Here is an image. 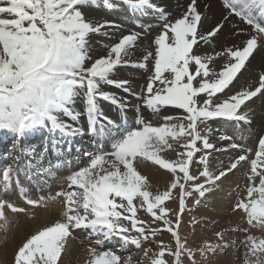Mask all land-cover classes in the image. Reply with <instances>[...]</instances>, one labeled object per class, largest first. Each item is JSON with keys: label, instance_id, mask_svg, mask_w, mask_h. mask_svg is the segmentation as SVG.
<instances>
[{"label": "snow or ice", "instance_id": "snow-or-ice-1", "mask_svg": "<svg viewBox=\"0 0 264 264\" xmlns=\"http://www.w3.org/2000/svg\"><path fill=\"white\" fill-rule=\"evenodd\" d=\"M120 3L134 15L143 16L150 10L160 14L162 31L153 41L154 51L143 56V64L133 65L131 57L150 24L121 35L107 46L106 55H92L93 35L109 36L108 30L121 27L91 15L98 7L115 9L112 0H0V134L11 136L14 147L19 148V154L0 169V232L10 230L9 211H26L4 198L14 185L34 207H47L49 201L63 198L60 219L23 242L12 264H63L62 254L70 238H76V230L85 233L90 245L86 264H185V258L189 264H200L197 255L204 264H214L229 250L240 259L241 249L242 264H264V236L252 234V230L264 232V137L258 141L254 158L249 160L251 150H247L227 168L213 172L209 163L212 151L227 149L210 142L207 127L208 121L218 119L251 123V108L241 111L242 106L258 96L264 99V73L254 89L242 87L226 98L224 95L241 82V73L247 71L257 49L264 50V0H222L227 10L224 20L235 16L251 31L234 33L248 37L243 47L234 45L213 54H201L197 46L211 43L224 25L217 24L205 33L197 0H190L174 20L154 0ZM219 57L225 62L217 70L214 61ZM149 59L154 60L152 75L137 98L161 123L154 125L139 115V127L121 131L110 151L84 153L91 157L90 162L67 177L70 190L38 199L28 197L20 185L18 165L27 160L29 169L48 171L43 168L47 149L38 153L25 142L46 132L53 147L67 145L71 151L77 137L110 134L116 125L105 115L100 101L122 111L130 105L105 86L133 94L129 80L116 78L118 69L146 68ZM78 99L83 102L82 110H77ZM169 109H178L180 114H168ZM219 139L232 138L222 135ZM230 147L241 146L232 143ZM169 151L175 152V158L164 155ZM244 161L250 165L246 197L233 210L244 214L247 227L237 224L217 231L216 242L189 246L187 236H181L183 217L191 211L189 202L199 206L217 182ZM146 162L171 174L165 190L153 191L149 177L140 171ZM170 201H178V208L169 206ZM141 211L151 219H142ZM190 223L194 231L202 222L193 217ZM229 231L244 237L239 242L228 240L225 233ZM164 233L171 234L174 243L157 239ZM106 242L116 250H104Z\"/></svg>", "mask_w": 264, "mask_h": 264}, {"label": "bare ground", "instance_id": "bare-ground-1", "mask_svg": "<svg viewBox=\"0 0 264 264\" xmlns=\"http://www.w3.org/2000/svg\"><path fill=\"white\" fill-rule=\"evenodd\" d=\"M112 2L116 5L115 9L109 11L103 7H98L92 10L91 15L100 20L114 22L118 25H121V27L119 30H108L109 36L93 35L91 37V44L93 48L92 55L94 58H99L100 56L106 55L107 53H104V51L108 50L107 46L117 42L121 35H126L130 31H141L140 25L147 26L150 24L152 27L149 29L147 35L142 37L139 43V48L137 49L135 55L131 57L133 65L143 64V56L148 51H154L155 45L153 41L155 37L162 31L161 25L163 22L159 18L160 14L150 10L143 16H141L139 13L134 15L126 5L120 3V0H112ZM154 3L160 7H163L165 11L170 14L169 19L174 20L183 14V12L187 9L190 0H154ZM197 6L204 15V19L202 20V30L205 33L212 30L217 24L223 23L224 25V27L221 29V32L218 33L216 37L212 38L211 43L197 46L201 54H213L214 52L222 51L224 48L232 47L234 45L243 47V42L248 37L243 34L234 35V33L239 32L241 29L250 32L251 29L235 16H230L228 20L225 21L224 16L227 14V10L223 7L222 0H197ZM224 62V57H219L214 61L217 70L222 67ZM153 64L154 60L149 59L147 61L146 68L140 66H125L118 69L116 78L129 80V87L131 89V93L133 94L125 92L122 89L105 86V90L111 91L118 96L123 97L129 102L130 105L127 109L122 111L115 105L100 101V105L104 110L105 115L115 122L116 129L120 128L123 130L127 127H129L128 130L132 129V122H135L137 127H139L137 120L139 115H142L146 120H151L154 125L161 123V121L152 118L150 112L142 107V100L137 98V96L143 95L142 89L146 86L148 83V78L152 75V71L150 70L153 67ZM246 68L247 71H243L241 73V82L236 84L235 88H233L231 92H226L224 94L225 98L227 95H231L239 91L242 87H251L254 89L258 86L259 76L264 73V50L258 48L253 54V57L250 58L249 65H246ZM238 79L240 78L238 77ZM260 99L261 98L259 96L255 97L253 100L248 101L245 106H242L241 111H244L246 108H251V123H245L243 121H227L229 127L226 128V130H229L235 135V139L233 141L230 142L229 140H220L219 137H216L211 141L214 144L217 143L218 146L220 145L219 148L227 149V151H212L209 159L211 171L217 172L220 169L227 168L230 164L225 165V160L232 161V158L234 159L241 154H245L247 150H251V152L253 151L254 153L255 150H252V146L249 147L243 144L241 138L249 136L251 141L254 143L253 146L256 147L257 141L260 135L263 133L264 99H261V102L259 103ZM76 107L77 110L83 109L82 100H77ZM138 108L139 111L137 110ZM167 112L168 114L175 115L180 113V110L169 109ZM122 114H124L128 119L126 125L122 123ZM81 124H83V119L81 120ZM219 125L220 128L221 126L223 127V124L217 123L215 126L218 127ZM33 138L36 137L33 136L30 139ZM92 138L99 139L101 143H107V145L111 143L110 139L107 137V134L103 137ZM231 143H240L241 150L231 148ZM11 151H18L19 153V148L13 146ZM166 157L175 158V155H166ZM21 163L18 166L20 172L23 170ZM244 163L245 161L241 162V164L236 169L230 172L221 181L217 182L218 186L215 188V190L205 196L203 199L204 201L196 208V214L198 215L197 218L203 221L205 228H216L218 226H222L223 224L235 225L237 221H240V217L243 215L242 212L236 214L230 210V207L232 204H234L232 200V198H234V188L236 184H238L237 181L240 180L238 179L237 175H240L241 173H244L245 175L243 174L244 178L243 180L241 179L242 185L241 183L239 185L242 186V196H240L241 199L246 197L245 188L249 183L246 175L249 171L250 165L247 166ZM140 171L142 174L149 177L150 182L153 184V191H156L157 189L163 191L166 189L167 184L170 183L171 174L164 169H159L158 166L151 165L150 162H146L144 165H142ZM71 172L72 170L63 166L62 169L57 171L59 174V176H57L58 178H53L52 181L48 183L49 186L46 192H40V190H37L33 193L34 197L31 195V193H27V196L32 199H38L40 196L54 195V191H68L65 188V185L68 184L66 177L70 175ZM28 174L33 176V168L29 169ZM20 185L26 190L28 189L26 187H29V184L24 180H22ZM16 189L17 188L14 186L12 191L13 196L7 194L4 198L12 201L18 207L25 208L26 211L15 214L11 213L10 211L8 212V216L12 220V224L10 230L7 233L0 232V264H12L14 253L18 247L21 246L22 243L28 238H30L33 233L35 234L37 231L42 230L44 227L50 226L59 220L60 213L63 208L62 197L56 202L49 201L47 207H26L25 202L17 196ZM39 192L40 194H38ZM74 236L76 238H70L66 252L62 254L61 260L63 264H69L72 259H77L79 264H86V261L89 259L86 249L90 245L86 239L85 233L82 230H76ZM105 245L113 246L114 244L106 242Z\"/></svg>", "mask_w": 264, "mask_h": 264}, {"label": "rangeland", "instance_id": "rangeland-1", "mask_svg": "<svg viewBox=\"0 0 264 264\" xmlns=\"http://www.w3.org/2000/svg\"><path fill=\"white\" fill-rule=\"evenodd\" d=\"M107 51L108 50H105L104 51V53H107ZM150 71H152V68H151V70ZM261 102V99H260V101H259V103ZM178 114H180V113H178ZM175 115H177V114H175ZM216 123L217 124H223V127L221 126V128H220V125L218 126V127H216L215 125H216ZM207 127H209L210 129H211V135L209 136V140H210V142L214 139V138H218V137H220V136H222V135H224V133H225V135L227 134V135H231V134H233V136L232 137H234L235 135H234V133H232V132H230L229 130H226V128H228L229 126H228V124H227V121H225V120H222V119H218V120H212V121H208L207 122ZM225 127V128H224ZM203 128H204V125H201V129L203 130ZM119 129L120 128H115L114 130L116 131V135H118V133H119ZM132 129H133V127H132ZM122 130V129H121ZM226 130V131H225ZM204 134H207V133H204ZM45 136V135H44ZM10 136H7V140L8 141H6V143H5V145H7L8 147H10V144H13L14 145V140H13V138H9ZM38 137V136H37ZM37 137L34 139H29L28 141H26L25 143H26V145H30L32 148H34L38 153L39 152H45V149L43 148V146H41V145H39L38 146V144H40L41 142H42V138H41V140H37ZM107 137H108V139H110V141L112 142V137H111V135L110 134H107ZM79 138H81V139H83L84 140V142H82L80 145H76L75 147H71V150L72 149H75L76 151L77 150H79L80 149V146H83V145H87V142H89V143H91V144H96L97 146H95V147H97L98 148V142H97V140H95V138L93 139L94 141H90V139L88 138H85V137H79ZM4 139V136H0V144H1V141ZM234 139H235V137H234ZM87 142H86V141ZM39 141H40V143H39ZM100 141V140H99ZM230 142L231 141H233V139H231V140H229ZM241 141L243 142V144H245L246 146H252V150L254 149L255 150V146H253V142L251 141V138L249 137V136H245L244 138H241ZM13 142V143H12ZM258 142V141H257ZM99 143H101V141L99 142ZM34 144V145H33ZM232 144V143H231ZM239 145H240V143H238ZM216 145V147L217 148H219L220 147V145L218 146L217 145V143L215 144ZM2 146H3V143H2ZM8 147H6V149H8V151L7 150H5L4 149V151L3 152H5V153H2V151H1V149H0V154H3L4 155V159H0V160H4L5 161V163H4V166L7 164V163H10L11 162V159H12V156L13 155H16V152H12V151H10L9 152V148ZM36 147V148H35ZM49 147L51 148V144H49ZM5 148V147H4ZM10 150H11V148H10ZM50 151V150H49ZM57 151H59V153H60V155H65V156H71L72 155V153H70L69 151H68V146L66 145V146H64V147H61L59 150L58 149H56L54 152H52L51 151V153H52V160H53V162L51 161V155L49 154V152H48V149H47V151L45 152V155H46V159H45V161H44V164H43V168L44 169H46V170H48V171H42V172H36V169L35 168H33V176H30L29 174H28V172H29V168L28 167H26V165H27V160H23V162L21 163V166H23V170H21V172L19 171V181H20V179H21V181H20V183L22 182V180H24L25 182H27L28 184L30 183L29 182V179L31 180H33V181H31V182H33L32 183V185L34 186V187H32V185L31 184H29V187H26V188H28L27 189V191H26V195H27V193H31V195H33V197H34V192H36L37 190H40V192H46V190L47 189H45L46 187H45V185L47 186L48 185V183H50L51 181H52V179L53 178H56L57 176H59V174L57 173V171H59L60 169H62L63 168V166L64 167H67V168H69L70 170H72L73 171V168L74 169H76L77 167L76 166H73L72 168L71 167H69L70 166V162H71V160H74V161H78L79 162V159H77V157H79L80 155H76V154H74L73 155V158H70V157H67V159H64V161L66 162H64V161H61V160H57L58 158H60V156L59 155H57L56 153H57ZM48 152V153H47ZM170 153V154H169ZM169 153L168 152H166V153H164V155L166 156V155H168V156H174L175 155V152L174 151H169ZM197 155H200L199 153L197 154ZM249 158L250 159H252V155H253V151L252 152H250L249 153ZM236 158V157H235ZM234 158V159H235ZM233 158L231 159L232 161L234 160ZM232 161H228V160H225L224 161V164L225 165H229ZM33 162H35V161H33ZM61 162H63V163H61ZM84 162H87V161H84ZM60 164V165H59ZM69 166H68V165ZM245 165H249L248 164V162L247 161H245V163H244ZM55 165H58L56 168H55V170L52 168L53 166H55ZM3 166V167H4ZM60 166V167H59ZM3 167H1V168H3ZM198 167H202V166H198ZM27 170H26V169ZM25 172V173H24ZM36 174V175H35ZM48 174V176H46ZM51 174V175H50ZM244 173H241L240 175H237L238 176V179H240V180H238L237 181V183L238 184H236V186H235V188H234V191H233V196H234V198H232V200H233V203L234 204H232L231 205V207H230V210L232 211V212H235L236 214L237 213H239L240 211H234L233 209H234V206H235V204L241 199V187L242 186H239L240 185V183H241V185H242V180H243V178H244V175H243ZM34 175H35V177H34ZM25 176V177H24ZM37 176V177H36ZM51 176V177H50ZM241 176V177H240ZM34 177V178H33ZM49 177H50V179H49ZM58 178V177H57ZM56 178V179H57ZM242 179V180H241ZM42 180H48V182H44V181H42ZM37 181V182H36ZM42 185H43V187H42ZM15 186V185H14ZM14 186H13V189H14ZM49 186V185H48ZM45 187V188H44ZM17 188V187H16ZM41 188H43L44 190H42ZM64 188V187H63ZM65 188L67 189V185H65ZM13 189L8 193V194H10L11 196H13V194H12V191H13ZM68 190V189H67ZM238 190V191H237ZM40 192L38 193V194H40ZM54 193H56L55 191H54ZM16 194H17V196L18 197H20L22 200H23V198H24V202H25V195H23L21 192H20V190H19V188H17L16 189ZM42 194V193H41ZM209 194V193H208ZM208 194H206V196L208 195ZM241 195V196H240ZM46 196V195H45ZM204 199V198H203ZM202 199V201H201V203L204 201ZM10 201V200H9ZM10 202H12V201H10ZM13 203V202H12ZM168 204H169V206H171V207H173V208H178V201H170V202H168ZM201 205V204H200ZM25 206L26 207H34V206H32V205H28L26 202H25ZM207 206V205H206ZM189 207L191 208V211L190 212H186L185 213V215H184V217H183V220H184V223L182 224V227H181V236L182 237H184V236H187V238H188V243H189V246H192V247H198L203 241H209V242H216V236H215V233L217 232V231H220V230H222V229H225V228H230V227H234V226H236L237 224H239L241 227H247V224H246V222H245V218H244V214L240 217L241 219H240V221H237V223L235 224V225H232V224H228V225H226V224H223L222 226H218V227H216V228H214V227H212V228H209V229H207V228H205V225L203 224V221L202 220H200L199 218H197L198 217V215L196 214V208L198 207V206H194L192 203H191V201L189 202ZM140 217L142 218V219H145V220H150L151 218L146 214V213H144L143 211H141L140 212ZM193 217H195L196 219H198V220H200L202 223L201 224H199V225H196L195 226V230L193 231V227H192V225H191V223H190V221L192 220V218ZM153 227H155V226H157L156 224H153L152 225ZM34 234V233H33ZM32 234V235H33ZM252 234L253 235H257V236H264V232H262V231H260V230H252ZM243 237H244V234L243 233H241V232H231V231H229V232H226L225 233V238L226 239H228V240H232V239H236L237 240V242H239V240H241V239H243ZM157 239H162L163 241H165L166 243H168V242H173V240H172V237H171V234H169V233H164V234H162L161 236H159ZM174 243V242H173ZM107 249H112V250H116V247H115V245H113V246H111V245H104V250H107ZM125 254H127V253H125ZM237 255H239V256H241V258L240 259H237L236 257H234L233 256V252H232V250H229L228 251V253L226 254V255H222V256H219L215 261H214V264H242V249H241V253H238ZM62 258V257H61ZM136 259H139L140 257L139 256H137V257H135ZM168 259H171V258H168ZM196 259L200 262V264H204V261H202V259H201V257L199 256V255H197V257H196ZM76 260V261H75ZM69 264H79L78 263V260L77 259H72L71 261H70V263ZM185 264H189V262L187 261V259L185 258Z\"/></svg>", "mask_w": 264, "mask_h": 264}]
</instances>
